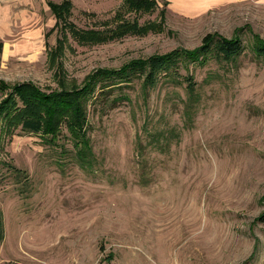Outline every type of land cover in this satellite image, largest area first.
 I'll return each mask as SVG.
<instances>
[{
  "label": "rangeland",
  "instance_id": "rangeland-1",
  "mask_svg": "<svg viewBox=\"0 0 264 264\" xmlns=\"http://www.w3.org/2000/svg\"><path fill=\"white\" fill-rule=\"evenodd\" d=\"M164 1L134 13L125 0H72L80 28L122 20L138 27L84 45L67 28L60 67L44 44L19 42L35 21L19 19L0 37V78L31 80L48 93L62 88L59 76L79 90L99 68L194 49L209 32L245 45L230 62L182 59L153 85L140 72L103 81L109 86L80 101L79 138L88 146L75 139L73 112L55 135L11 128L1 117L0 264H264V223L256 221L264 212V57L252 49L264 39V1L193 16ZM11 92L0 89V103Z\"/></svg>",
  "mask_w": 264,
  "mask_h": 264
},
{
  "label": "trees",
  "instance_id": "trees-1",
  "mask_svg": "<svg viewBox=\"0 0 264 264\" xmlns=\"http://www.w3.org/2000/svg\"><path fill=\"white\" fill-rule=\"evenodd\" d=\"M164 2L166 5L169 4L167 0ZM48 3L56 18V24L47 32V37L54 31H57L58 36L54 45H51L49 42L46 44L47 59L51 65L55 63L57 67L62 65L59 57L60 54H64L67 47L66 44L69 37L65 32L67 28H69L70 35H72L74 40L84 45L86 43L113 40L122 36L120 33H126L138 27L135 23L122 20L118 25H107V28L105 27L103 30L80 28L71 20L74 7L72 0H62L61 2L50 0ZM156 4V0H125L124 8L126 11L137 13L153 10ZM117 15H115L116 18H118ZM1 49L2 42H0ZM244 49L245 45H243L242 38L239 36L227 38L219 33L209 32L203 37L201 45L194 49H181L175 52L152 55L143 60H132L116 69L99 68L92 73L82 88L73 91L65 88L64 76L57 78L62 88L53 91V93L46 92L31 80L10 84L0 78L1 90L3 88L12 89L10 96L0 103V118L3 117L7 120L11 128L19 125L24 131L29 133L55 135L58 133L57 131L63 121V117L70 111L73 112L74 116L69 125L75 130L73 133L75 139L79 142L78 145L82 146L85 144L88 146V142H83L79 138L80 135H85L79 133L85 118L83 114L85 111L84 108L82 111L80 101L81 97L92 94L100 83L103 84L100 88H104L105 83L103 81L124 79L133 73L140 72L142 75L145 74L146 84L149 86L156 82L160 72L167 71L168 74L171 69L177 67L182 59L202 62L205 59L215 58L218 61L230 62L234 58H237ZM252 49L256 55L264 57V39L257 37L253 41ZM107 86L109 85L105 87ZM19 101L23 102L21 106H19ZM82 137L85 139V136ZM256 221L264 223V212L256 218ZM3 227V221L0 218V241L3 239Z\"/></svg>",
  "mask_w": 264,
  "mask_h": 264
},
{
  "label": "crops",
  "instance_id": "crops-1",
  "mask_svg": "<svg viewBox=\"0 0 264 264\" xmlns=\"http://www.w3.org/2000/svg\"><path fill=\"white\" fill-rule=\"evenodd\" d=\"M50 0H0V37H7L11 33L12 28L16 25L19 19H23L25 22H21L22 25L30 24L35 21L36 25L33 29L23 33V37L19 41L22 45L27 48H39L45 45L47 49V42H49V37L55 32L51 33L47 37V32L51 30L56 24V18L54 14L52 15V10L49 5ZM58 2L57 0H51ZM169 5L173 8V11L186 16H193L196 14H201L207 12L208 10L232 3H240L248 0H193L197 3L196 8L186 9L175 6L174 0H167ZM264 1V0H263ZM194 6V3H191ZM175 7H174V6ZM36 6L40 7L44 11L45 17L52 15V18L48 21H45L43 14L39 13V10H36ZM22 8H26L25 11ZM30 8V9H28ZM20 10V11H17ZM31 10V11H30ZM27 43V46L25 45ZM42 43V44H41ZM50 43V42H49ZM47 52V51H46ZM8 54L9 51L5 48V54Z\"/></svg>",
  "mask_w": 264,
  "mask_h": 264
}]
</instances>
